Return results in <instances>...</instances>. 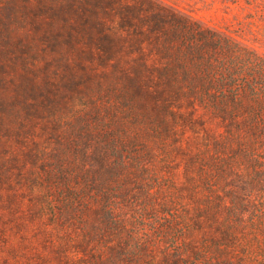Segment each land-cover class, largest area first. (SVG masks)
Returning a JSON list of instances; mask_svg holds the SVG:
<instances>
[{
	"label": "trees",
	"instance_id": "obj_1",
	"mask_svg": "<svg viewBox=\"0 0 264 264\" xmlns=\"http://www.w3.org/2000/svg\"><path fill=\"white\" fill-rule=\"evenodd\" d=\"M0 6V182L54 236L90 264H264L263 53L159 0Z\"/></svg>",
	"mask_w": 264,
	"mask_h": 264
},
{
	"label": "rangeland",
	"instance_id": "obj_2",
	"mask_svg": "<svg viewBox=\"0 0 264 264\" xmlns=\"http://www.w3.org/2000/svg\"><path fill=\"white\" fill-rule=\"evenodd\" d=\"M159 1L189 14L206 26L225 31L229 38H234L243 45L264 54V0ZM0 8L3 9L4 6ZM10 95L12 92L8 93V96ZM0 98H2V86H0ZM177 129L176 118L154 149L149 164L117 199L113 222L118 223L121 218L132 215L136 209L132 204L135 203V195L142 185L143 178L161 156L162 149ZM13 148L22 159L24 154L22 146L14 144ZM17 184L14 180L0 182V264H90L89 254L74 252L81 240L78 238L81 232L71 230L70 239L54 236L53 231L57 232V228L51 227L50 215L43 217L39 215L33 205V199L20 191ZM85 217L87 220H94V216L90 213H86ZM59 223L61 224V220ZM152 227L153 224L148 225V229ZM105 233L103 232L102 236ZM155 235L158 237V233ZM60 238L69 240V246H66ZM100 240L101 238L93 246V250ZM66 251L71 253L68 255Z\"/></svg>",
	"mask_w": 264,
	"mask_h": 264
}]
</instances>
